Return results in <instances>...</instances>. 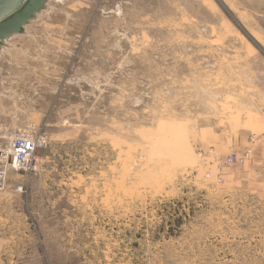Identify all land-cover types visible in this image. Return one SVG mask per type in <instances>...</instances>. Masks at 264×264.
<instances>
[{"label": "rangeland", "instance_id": "obj_1", "mask_svg": "<svg viewBox=\"0 0 264 264\" xmlns=\"http://www.w3.org/2000/svg\"><path fill=\"white\" fill-rule=\"evenodd\" d=\"M20 135L0 264H264V0H48L0 49Z\"/></svg>", "mask_w": 264, "mask_h": 264}, {"label": "water", "instance_id": "obj_2", "mask_svg": "<svg viewBox=\"0 0 264 264\" xmlns=\"http://www.w3.org/2000/svg\"><path fill=\"white\" fill-rule=\"evenodd\" d=\"M48 0H0V49L13 35L23 32L35 16L44 9Z\"/></svg>", "mask_w": 264, "mask_h": 264}, {"label": "built area", "instance_id": "obj_3", "mask_svg": "<svg viewBox=\"0 0 264 264\" xmlns=\"http://www.w3.org/2000/svg\"><path fill=\"white\" fill-rule=\"evenodd\" d=\"M44 140L40 137L32 135H20L9 139L4 148H0V190L4 187L6 182V171L9 160H14L18 163L19 169L24 171L34 170L32 164L36 150L44 146ZM237 159L236 154L229 156L227 162L231 164ZM20 190L19 188L17 189Z\"/></svg>", "mask_w": 264, "mask_h": 264}, {"label": "bare ground", "instance_id": "obj_4", "mask_svg": "<svg viewBox=\"0 0 264 264\" xmlns=\"http://www.w3.org/2000/svg\"><path fill=\"white\" fill-rule=\"evenodd\" d=\"M7 166H8L9 170H11V169L15 170V169H17L18 163L11 159L8 161Z\"/></svg>", "mask_w": 264, "mask_h": 264}]
</instances>
